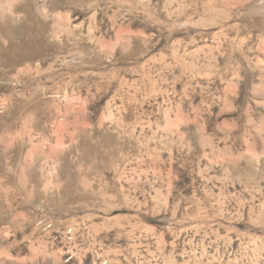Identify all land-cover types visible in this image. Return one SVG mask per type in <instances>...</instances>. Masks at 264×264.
Segmentation results:
<instances>
[{
	"label": "rangeland",
	"instance_id": "374dc122",
	"mask_svg": "<svg viewBox=\"0 0 264 264\" xmlns=\"http://www.w3.org/2000/svg\"><path fill=\"white\" fill-rule=\"evenodd\" d=\"M0 264H264V0H0Z\"/></svg>",
	"mask_w": 264,
	"mask_h": 264
}]
</instances>
